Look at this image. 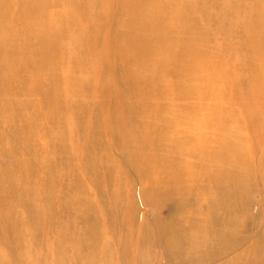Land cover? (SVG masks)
<instances>
[{"label":"bare ground","instance_id":"bare-ground-1","mask_svg":"<svg viewBox=\"0 0 264 264\" xmlns=\"http://www.w3.org/2000/svg\"><path fill=\"white\" fill-rule=\"evenodd\" d=\"M0 264H264V0H0Z\"/></svg>","mask_w":264,"mask_h":264}]
</instances>
